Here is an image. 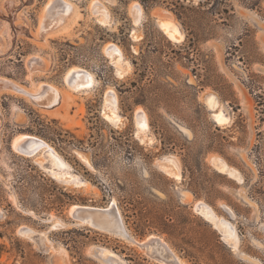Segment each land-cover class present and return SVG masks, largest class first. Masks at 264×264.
I'll return each instance as SVG.
<instances>
[{"label": "rangeland", "instance_id": "rangeland-1", "mask_svg": "<svg viewBox=\"0 0 264 264\" xmlns=\"http://www.w3.org/2000/svg\"><path fill=\"white\" fill-rule=\"evenodd\" d=\"M49 1L0 0V264H103L91 254L96 246L128 264H180L173 250L188 264H252L195 213L194 202L201 200L235 223L241 251L264 264V0H116L113 29L94 21L92 0H72L83 17L71 35L59 36L57 26L48 27ZM136 1L146 11L139 42L132 39L129 13ZM158 8L175 14L182 43L159 28L152 15ZM108 42L120 45L132 64L125 79L105 55ZM74 67L90 70L99 83L87 94L71 92L62 109L70 122L45 112L60 108L63 94L47 109L1 86L36 92L50 84L63 93L70 90L64 80ZM110 88L124 118L119 128L101 114ZM210 92L231 116L225 127L206 107ZM139 108L149 116L152 146L135 136ZM21 134L48 141L89 188L52 177L49 170L57 171L46 156L47 171L33 156L15 151ZM76 152L86 154L91 165ZM166 155L180 161V182L158 169ZM211 156L238 169L243 183L215 170ZM113 200L120 214H100L122 220L124 233L103 221L79 226L70 215L74 205L105 209ZM24 228L47 234L54 251L40 246L35 235H22ZM152 235L172 250L168 244L155 249Z\"/></svg>", "mask_w": 264, "mask_h": 264}, {"label": "bare ground", "instance_id": "bare-ground-1", "mask_svg": "<svg viewBox=\"0 0 264 264\" xmlns=\"http://www.w3.org/2000/svg\"><path fill=\"white\" fill-rule=\"evenodd\" d=\"M192 1L198 2L199 0ZM115 5L116 0H92L90 5V15H92V18L95 19L94 21H96V23H98L99 25L107 27L109 29H113L114 18L111 7ZM47 10L50 18L48 27H51L50 29H53L52 27L57 26L56 31H54V33L57 35H67L71 31V28H73L72 25H74V23H77L78 20L80 21V19L83 17L79 6L76 3H73L72 0H50L47 4ZM129 10L131 16L130 18H132L133 24L132 39L135 42H139L142 40L139 29L144 24L143 22L146 18V11L143 5L138 1L132 3ZM152 15L155 16L159 28L170 40L175 43H182L184 41L185 36L182 33L179 26V21L173 12L164 8H158L153 12ZM46 21H48V18ZM108 43L109 44L104 47L105 55L108 58L110 64L114 67L116 76L119 79H125L132 71V64L126 57L125 52L120 45H118L116 42ZM64 81L70 90H66L63 93L59 88L50 84L40 86L39 88H37L36 92H34L36 89L33 92H30L28 91V89L26 90L21 86L10 84L7 82H4L1 86H4V88H10L11 90L13 89L16 92L25 95L28 99L30 97L35 104L39 106L41 105L47 109L53 108L58 105L63 94L64 103L60 108L54 111L44 110L50 116L58 118L62 117L66 121L70 122L71 119L62 112V109L66 107L67 101L70 99L71 92H82L87 94L98 85L99 80L97 76L90 70H86L81 67H74L66 73ZM204 102L206 104V107L212 112L213 120L219 126L225 127L230 124L231 116L222 105L217 94L213 92L205 94ZM101 114L108 123L115 127L119 128L124 125V118L121 114L119 97L117 92L113 88H110L104 94ZM67 123L68 122H66V124ZM134 124L136 126V138L143 145L152 146L153 139L149 138L148 136V133L151 131L149 116L141 108L135 111ZM180 129L186 134H191V132L185 127L180 126ZM13 147L15 151L23 156H33L34 162L43 170H45L43 164L45 162L46 156L51 162V165L57 171L55 172L49 170L51 174L48 172V174L52 175V177H54L55 179L65 181L67 183H75V187L89 188V184L87 182H83L80 177L75 175L76 172L73 165L48 141L31 134H21L15 139ZM76 153L78 158L83 163L88 166L91 165V161L88 156H86V154L81 152ZM209 160L215 170L222 174L228 175L238 183H243L242 173L238 169L230 166L224 160V158L216 156L212 157ZM157 167L162 173H164L171 179H174L177 182H180L182 180L181 164L178 158L166 155L157 161ZM182 196L185 202L191 199L190 195L184 192L182 193ZM83 208L89 210H82ZM193 209L197 215L201 216L204 220L212 224V226L221 235L224 243L228 245L233 250V252L236 253V255L252 264H262L259 260L241 251L242 237L235 223L220 215L210 204L205 201L201 200L194 202ZM111 210H115L120 214L121 211L116 200H113L112 204L105 209L102 207L74 205L70 209V215L74 217L75 224L79 226H86L87 222L93 224L97 221H103L104 223L109 225V227L111 226L110 228L114 229V231H121L124 233L125 230L122 220L119 221L117 218L114 219L112 216L106 218L105 216L100 214L101 212H113ZM21 231L22 235L24 236L35 235L38 243L40 242V246L45 245L49 247V250L54 251L51 248L52 241L47 237V234H39V232L37 234V232L30 228H24ZM38 237L41 239H39ZM43 238L45 239V243H43ZM149 239L150 243H152L155 249L157 246L156 244L160 246H167L166 244H168L164 239L156 237L155 235H152L151 237H149ZM258 244L261 245L260 243ZM168 246L172 250L169 244ZM91 254L94 258H96L103 264H128L121 256L107 247H93ZM173 254H175L180 264H188L186 261L180 258L174 250Z\"/></svg>", "mask_w": 264, "mask_h": 264}, {"label": "water", "instance_id": "water-1", "mask_svg": "<svg viewBox=\"0 0 264 264\" xmlns=\"http://www.w3.org/2000/svg\"><path fill=\"white\" fill-rule=\"evenodd\" d=\"M54 108V107H53ZM53 108H50V109H53ZM82 210H89V209H85V208H83ZM40 243V242H39Z\"/></svg>", "mask_w": 264, "mask_h": 264}, {"label": "flooded vegetation", "instance_id": "flooded-vegetation-1", "mask_svg": "<svg viewBox=\"0 0 264 264\" xmlns=\"http://www.w3.org/2000/svg\"><path fill=\"white\" fill-rule=\"evenodd\" d=\"M121 232V231H120Z\"/></svg>", "mask_w": 264, "mask_h": 264}]
</instances>
